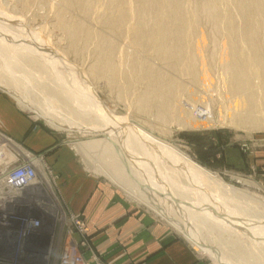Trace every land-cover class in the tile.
<instances>
[{
	"label": "bare ground",
	"instance_id": "6f19581e",
	"mask_svg": "<svg viewBox=\"0 0 264 264\" xmlns=\"http://www.w3.org/2000/svg\"><path fill=\"white\" fill-rule=\"evenodd\" d=\"M184 1L110 0V4L117 11V16L108 17L110 15L108 10L109 15L107 19L105 17L104 23L113 29L125 26L130 31L128 37L135 45L143 51L153 48L163 61L173 64L176 61L188 60L187 67L194 80L204 88H210L214 76L203 58L201 44L192 45L186 42L190 37L188 33L190 30L199 38L200 35L194 21L187 17ZM195 2V6L192 7L195 18L200 14L204 15L214 26L219 38L224 41L223 53L215 57L219 58L220 81L231 98L233 110L239 112L238 115L235 114L237 117L234 116L236 119L234 118L232 123L258 127L260 124L255 117L256 113L254 114L255 99L250 94V90L253 88V77H260L264 88V0H196ZM92 3L93 0H65L66 7H78L88 14ZM96 4L95 6L98 5ZM232 7L237 11H233ZM61 12L62 10L58 17L59 24L71 40L68 50L78 53L81 41L85 40L86 45L89 41L99 40L96 52L98 58L91 69L85 71L83 68H78L79 66L66 60L62 54H65L63 49L50 45L51 43L42 39L43 35L24 30V27L22 28L24 25H21L22 20L11 18L8 12L0 10V58L4 56L6 71L14 77L18 76L27 86H33L34 80L37 81L36 84L40 85L42 93L48 95L49 102L52 101L50 97L59 99L64 96L67 105L74 104L73 106L77 105V108L83 109V113L79 114L80 118L82 116L99 121L103 130L109 133L107 141L81 145V151L88 153L100 148L101 156L110 163L108 175L111 179L127 184L138 183L141 200L167 218L203 253L210 255L218 253L209 249L199 239L200 230L206 227L217 233L225 231L229 234V238L236 239L235 245L241 247L238 252L236 249L239 264H264V202L227 184L217 174L198 165L174 146L148 132L139 123L131 120L125 122L127 118H117L105 107L96 95L90 79L110 75V80L113 81V76L117 75L115 70L117 47L114 41L111 42L102 34L90 29L83 23L84 21H74L71 27H67L66 16ZM101 12L100 14L104 15V11ZM236 16H240L243 26L237 25L239 22ZM10 20L21 23H12ZM204 39L205 37L201 36L200 40L204 41ZM6 40L12 44H5ZM245 44L248 51L245 50ZM127 58L125 61L127 69L123 71H128L130 74L125 76L128 80L125 89L129 90L135 81H145L148 85L147 90L138 98L140 110L148 112L156 108L158 116L163 119L167 116V111L172 110L180 126L184 128L197 127L199 119L212 121L208 113L204 112L203 108L197 107L194 101L192 112L181 107L179 102L171 106L170 95L176 88L180 90L181 86L147 65L141 58L133 57V66L130 68L131 56L127 55ZM6 82L11 83L8 80ZM30 109L36 110L39 117L46 119L45 121L51 126L60 130H72V127H68L69 124L51 117L40 106L38 108L32 104ZM119 124L120 126L117 127ZM21 154L29 157L23 150ZM160 196L164 199L159 198Z\"/></svg>",
	"mask_w": 264,
	"mask_h": 264
},
{
	"label": "rangeland",
	"instance_id": "374dc122",
	"mask_svg": "<svg viewBox=\"0 0 264 264\" xmlns=\"http://www.w3.org/2000/svg\"><path fill=\"white\" fill-rule=\"evenodd\" d=\"M195 1L196 0L184 1V5L186 4L185 8L187 17L188 19L194 21V25H196L195 27L198 29V35H200V38L201 36H204L205 39L204 41L200 40L199 36H197L196 33L194 36L192 30H190V32H188L190 37L186 40V42L189 44L192 43V45L197 43L201 44L203 58H205L207 67L214 76V80L212 81L210 88H204L200 83H197L194 80L187 67L188 60L187 62L176 61L173 64L163 61L160 59V57H158V55H156L153 48L143 51L140 47L135 45L128 37L130 35V31H128L125 26L120 29H113L109 26H106L104 23L105 17L107 19L109 14L110 15L108 17L112 15L114 17L117 16V11L112 7V4H110V0H93L89 14L78 7H66L65 0H0V10L8 12V15L11 16V18L22 20L21 22L23 24L21 25H24L22 26V28L24 27V30L27 29L26 31H32L33 33H37L40 36L43 35L42 39L48 43H51L50 45H54L57 48L63 49L65 54H62L66 57V60L73 63L74 65H77V67L79 66L78 68H83L85 71H89L95 64V60L98 58L96 52L98 49L97 44L99 40L89 41V43L86 45L85 40L81 41L78 53L74 52L73 50H68V45L71 40L69 39L68 34L59 24L58 17L60 11L62 10L61 14L63 13V16H66L65 18L68 22L67 27H71L74 21H84L83 23H85L87 27L102 34L104 38H107V40H110L111 42L114 41L113 43L117 47V54L115 56V70L117 71V75L113 76V81L110 80V75L92 77L91 79L89 78L90 82H92L94 85L96 95L104 103L105 107L112 111L117 118H127L128 120L125 122H129V120H131L139 123L145 127L148 132L165 141L169 145L174 146L182 154L192 159L198 165L217 174L227 184L241 190L250 197H254L257 200L264 202V166H262L264 162V88L262 87V79L260 77H253V88L250 90V94H252L255 99L254 104L256 110L254 111V114L256 113L255 117L258 119L260 125L258 127H252L251 124L238 125L232 123V120L234 121L236 119V115H238L239 112H235L233 110L231 98L227 95L226 89H224L220 81L221 79L219 77L218 71L219 58L215 57V55L220 56L223 53V49L225 48L224 41L219 38L214 26L204 15L200 14L198 18H195L194 14L192 13V7L195 6ZM95 4L97 6H95ZM95 7L98 9H95ZM102 10L104 11V15L100 14L102 13ZM232 10L237 11L235 8ZM94 13L95 15L93 16ZM98 14L99 16H97ZM236 18L239 22L237 25L243 26L240 16H236ZM16 21L13 22L17 24L21 23L20 21ZM195 21L197 22L195 23ZM10 22L12 21L10 20ZM26 26L27 28H25ZM5 42V44H12L8 40ZM244 47L245 50L248 51L246 44ZM11 49L15 50L14 47H11ZM87 52L91 54L87 55ZM127 55L131 56V58H129L130 68L133 66V57L141 58L142 61L147 65L151 66L164 76L173 79L178 85L181 86L180 90L176 88L175 91L170 95L171 106L179 102L181 103V107L192 112V102L194 101L196 102L195 104L197 107L203 108V111L208 113V115L212 118V121H202L199 119V125L197 127L184 128L180 126V122L178 118L175 117L171 112L172 110L167 111V116H165L164 119L158 116L156 108L148 112H143L140 110L138 106V98L147 90L148 85L145 81H135L132 83V86H130L129 90L125 89L128 82L125 76L130 74L128 71H123L127 69V65L125 63V61L128 59ZM3 60L4 56L2 55L0 58V96L3 95L7 100H10L25 116L28 117V119L32 121L34 120V123L38 125V127L44 128L51 134H55L57 138H59L58 144L61 146L63 145L64 148L70 150L87 173H91L94 176L106 179L115 184L117 188L123 194H125L131 202L139 205L152 215L157 216L160 220H163L166 224L171 226L172 229L178 232L206 260H208L210 264H239V255L236 253V249L238 252L241 247L240 245H235L234 241L236 239L229 238V234L225 231L217 233L216 231L214 232L209 228L207 229L206 227H203L199 233V235H201V237H199L200 241L212 251L218 252L217 255L203 253L201 249L196 247V245L190 241L175 225L168 221L167 218L160 215L155 209H153V207L141 200V191L138 183L133 184L129 182V184H127L126 182H117L111 179V177L108 175L110 172V163H108L109 161H107L106 158L101 156L99 151L100 148L95 151H89L90 153L81 151L80 149L81 145H86L88 143H105L107 141V136L109 133L105 131V129L103 130V128L98 123L99 121L89 120L82 116L80 118L79 114L83 113V109L80 107L77 108V105L73 106L74 104L67 105L65 103L66 98L64 96H61L62 98L59 96L61 101L58 98L55 99L50 97L52 101L50 100L51 102H49V98H47L48 95L42 93L40 85L36 84L37 81L34 80L35 84L33 86H27L25 81H22L18 76L14 77L10 72L6 71L4 67L5 60ZM172 65H174V67H171ZM6 79L8 82L11 81V83H7ZM37 89L41 92L39 93ZM44 94L46 96H44ZM207 97L209 99H207ZM16 98H20V100L18 101ZM45 103H47V105ZM32 104L38 108L40 106V108H42L46 113H49V115L51 117L53 116L56 120L64 123L66 122L69 124V128L72 127V130H60L49 125L45 121L46 119L39 117L36 110H33V112L32 109H30ZM54 105L56 107H54ZM46 106L48 109H46ZM69 115L70 117L68 119ZM194 117H196V115H194ZM70 119H74L73 123L72 120L69 121ZM73 126L75 128H73ZM119 126L120 124L117 125V127ZM1 129L2 124L0 121V134L6 136V133H4V131ZM17 145L21 147V150L37 157V159L42 162L38 164L41 170L40 174L43 175L45 172L48 174V171L42 169V167L46 165L49 168L51 184L53 186L52 188L55 190L53 191V196H56V198L59 199L57 204L61 205L63 209L67 211V214L70 217H79L87 226V235L84 237L81 236L79 238V236L76 234L75 239L79 242L84 241L87 243V247L84 249L92 247L89 238L91 233L90 226L81 215H77L69 211L67 203L61 194L59 185L60 176L56 169L47 162L45 155L32 153L24 146V144L19 143ZM233 150H236L234 153L238 154L239 156H228V158H230L229 163V160L226 159V153L227 151L232 152ZM42 164L43 166H41ZM131 180H133L132 177ZM159 198L164 199L163 196H160ZM70 230L73 232L76 231L74 230V227H71ZM202 233L204 234L202 235ZM217 237L220 240L216 239ZM227 245H231L232 247H228ZM246 247L247 246H245V248ZM80 251L84 257L82 250Z\"/></svg>",
	"mask_w": 264,
	"mask_h": 264
},
{
	"label": "crops",
	"instance_id": "0c3cea01",
	"mask_svg": "<svg viewBox=\"0 0 264 264\" xmlns=\"http://www.w3.org/2000/svg\"><path fill=\"white\" fill-rule=\"evenodd\" d=\"M0 121L8 138L45 155L58 172L69 211L90 226L92 247L81 249L86 264H210L171 226L131 202L115 184L87 173L75 155L58 144L55 134L38 127L3 95ZM234 151L226 153L229 163L228 156L238 155Z\"/></svg>",
	"mask_w": 264,
	"mask_h": 264
},
{
	"label": "built area",
	"instance_id": "2783aa9c",
	"mask_svg": "<svg viewBox=\"0 0 264 264\" xmlns=\"http://www.w3.org/2000/svg\"><path fill=\"white\" fill-rule=\"evenodd\" d=\"M0 136V264H86L87 243L75 235H87V226L57 204L49 168L40 174L37 157Z\"/></svg>",
	"mask_w": 264,
	"mask_h": 264
}]
</instances>
